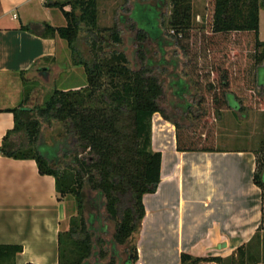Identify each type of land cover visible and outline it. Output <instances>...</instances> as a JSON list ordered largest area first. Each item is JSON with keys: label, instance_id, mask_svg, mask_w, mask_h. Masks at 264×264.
Masks as SVG:
<instances>
[{"label": "trees", "instance_id": "1", "mask_svg": "<svg viewBox=\"0 0 264 264\" xmlns=\"http://www.w3.org/2000/svg\"><path fill=\"white\" fill-rule=\"evenodd\" d=\"M172 11L169 26L182 42L188 40L191 28V0H169ZM58 7L66 26L52 28L46 26L48 33L57 34L63 39L77 65L84 69L87 85L79 89H55L40 107H27L23 104L6 110L12 113L14 127L2 139L0 154L16 160H34L40 175L52 176L58 200L65 195L75 198L78 216L71 218L67 231L58 236V264H88L93 255V234L87 227L83 216L85 207V186L96 192L104 200V209L109 220L115 222L112 236L113 245L123 246L126 255H132V264L136 259L131 239L136 233L144 216L142 197L152 193L160 179L161 154L150 149V121L155 113L165 115L159 100L163 89L158 79L147 66L138 70L128 67L123 53L112 51L110 58H102L98 53L92 60L81 61L77 42L79 32L84 28L88 33L99 36L97 28V0H66L53 3ZM70 7L66 11L65 7ZM264 8V0H211L210 33L204 35L198 46L197 79L199 92L202 93L193 108L194 122L180 118L172 121L175 127V143L179 152H212L215 150L214 122L217 114L223 110L241 112L264 110V94L256 95L253 88H233L234 82L245 80L233 77L230 61H227V46L238 48L241 38L251 41L253 62H264V43L259 40V12ZM148 12L150 20L148 32L143 29L137 33V39L145 35L159 39L161 29L158 26L159 13L155 8L135 5L131 17L136 21L135 11ZM155 18H152V16ZM153 16V17H154ZM150 30V31H149ZM237 37L229 45L230 37ZM111 38V39H108ZM108 38L102 37V43L112 46L121 43L120 33L111 31ZM179 41V40H178ZM92 49L102 50V44L96 39L91 42ZM182 49L189 51L188 44ZM215 71L212 77L203 71ZM218 67V68H216ZM222 69L219 77L218 69ZM207 70V71H208ZM259 84H264V67L258 69ZM199 75V76H198ZM108 79L107 88H103ZM25 86L28 85L22 75ZM175 94L180 99L188 91L183 82L177 84ZM101 91V92H100ZM190 105L183 112L190 114ZM57 123L70 138V145L77 148L72 163L56 167L57 146L39 143L42 124ZM24 138L16 142L14 137ZM53 148L55 154L44 157L41 148ZM67 147V146H66ZM68 149V150H67ZM69 148H63L64 154ZM258 155V154H257ZM50 160L48 161L47 160ZM264 152L256 157L254 183L262 191L261 222L259 232L264 233ZM262 171V172H260ZM87 203V202H86ZM99 239L96 240V243ZM248 246L239 247L228 259L231 264H259V258L248 251ZM20 246L0 245V264H15L20 254ZM103 251L98 257L102 259ZM201 260L221 264V258H193L181 254L180 264H197ZM264 264V261L262 262ZM107 264H114L111 257Z\"/></svg>", "mask_w": 264, "mask_h": 264}, {"label": "crops", "instance_id": "2", "mask_svg": "<svg viewBox=\"0 0 264 264\" xmlns=\"http://www.w3.org/2000/svg\"><path fill=\"white\" fill-rule=\"evenodd\" d=\"M55 2L63 3L0 0V147L14 127L13 115L6 110L27 106L22 75L38 83L36 71L57 69L55 77L70 71L63 65L70 57L66 42L45 29L66 26L61 10L52 5ZM64 9L68 11V6ZM223 113L217 124L223 119L228 124L221 126V134L251 144V119L263 118L264 110L249 111L242 122ZM150 149L161 154L160 179L155 190L142 197L144 216L131 239L136 252L133 264H180L181 254L224 262L239 247L252 243L262 207V191L254 183L258 153L252 145L179 152L173 123L155 113ZM61 205L54 178L40 175L34 160L0 154V245L22 248L15 264H58V236L69 227L61 229ZM117 256L115 264H124L127 255ZM105 259L95 262L107 264Z\"/></svg>", "mask_w": 264, "mask_h": 264}, {"label": "rangeland", "instance_id": "3", "mask_svg": "<svg viewBox=\"0 0 264 264\" xmlns=\"http://www.w3.org/2000/svg\"><path fill=\"white\" fill-rule=\"evenodd\" d=\"M66 0H62L65 2ZM135 5L147 6L150 10L155 8L159 13L158 26L161 29V35L159 39H151L147 35L143 40L137 39V33L142 32L145 29L148 32L150 14L145 10L139 12V9L135 11L136 21L131 17ZM210 6L211 0H191V37L182 42V39H178L174 33V29L169 26V20L171 17L172 7L169 0H97V28L99 29V36H94L88 33L84 28L78 35V50L80 57H76L81 61H89L93 59V56L98 53L102 58H110L112 51L123 53L128 60V67L132 70H138L141 66H147L152 74L158 79L161 88L163 89V95L159 100V104L165 115L171 121L180 122V118H186L187 122H194L193 108L196 101L199 99V83H198V46L200 40H203L206 33H210L209 21H210ZM70 10V7H68ZM154 16V15H153ZM152 18H155L154 17ZM147 17L148 21H144ZM116 30L120 33L121 43L115 46L105 45L102 43V37L108 38L111 31ZM150 31V30H149ZM93 39L99 44H102V50L92 49L91 42ZM111 39V38H108ZM234 39L237 37L229 38V45L233 44ZM259 39L264 43V8L259 12ZM179 40V41H178ZM188 44L189 51L186 52L182 49V44ZM264 49V48H263ZM70 52V51H69ZM253 49L251 41H247L245 38H241L239 47L232 49L227 46V61L232 64L233 77L244 78L245 80L240 82H234L233 88H253V92L256 95L264 94V84H259V71L258 69L264 67V62L256 65L253 62ZM63 65H69L70 71H65L57 75L58 70L54 69L49 72H34L35 78L39 80L36 82H29L24 89L25 102L27 107H40L52 95L55 89L57 90H69L79 89L87 85L84 69L81 65H77L73 59L72 54L66 63ZM218 68V67H216ZM206 67L203 68L206 73L207 79L212 77L215 71H207ZM220 77L222 69H218L217 72ZM32 75V76H33ZM199 76V75H198ZM103 88H107L108 79H103ZM179 82H183V87L188 88L187 93L178 98L175 94ZM101 92V91H100ZM189 104L190 114L183 112V107ZM226 111V112H225ZM257 111V110H255ZM228 116V119H232L230 114H234L240 122H242L244 115L249 111L242 110L236 112L232 110H223L217 114V118L214 122L215 130V148H240L252 147L258 153L257 157L261 158V153L264 152V117L260 118L259 115H254L251 120H254V128H250L252 135L251 144H249L244 138L233 137V139L225 138L220 130L221 126L228 124L226 119L218 122V118L222 113ZM227 114V115H226ZM258 114V113H257ZM223 115V116H224ZM239 115V116H238ZM237 121V120H236ZM235 121V122H236ZM232 122V120H231ZM259 122L261 126L259 125ZM230 124V123H229ZM234 124V123H233ZM217 126V128H216ZM234 126H237L234 124ZM260 126V127H259ZM231 128V126H230ZM216 129L219 132L216 135ZM242 127H238V132H242ZM235 136V135H233ZM217 138V139H216ZM237 138V139H236ZM228 139V140H225ZM16 142H24V138L14 137ZM70 138L66 137L65 131L57 123L46 124L43 123L41 127V133L39 136V143L46 146H57L55 165L59 169L67 164L72 163L73 156L78 149L73 148L70 145ZM69 148V152L66 150V154L62 151L63 148ZM41 155L44 157L52 156L54 152L53 148H41ZM75 150V152H74ZM48 160V158H47ZM50 161V160H48ZM264 172V169L262 170ZM260 171V172H262ZM262 172V173H263ZM264 178V175H262ZM85 192V207L83 208V216L87 222V226L93 234L94 251L91 256V263L96 264L97 252L103 251V258L106 263L109 262L111 251L117 255L121 254L122 257H126V249L123 246L113 245L112 236L115 229V222L108 219L104 209V200L96 192L90 191L88 186L84 188ZM62 203V210L64 212L61 229L64 230L69 226L71 218L78 216L77 206L75 198L71 195H65L60 198ZM87 202V203H86ZM99 242L96 243V240ZM115 250H118V254ZM248 251L259 258V264H263L264 261V233L259 232V236L249 246ZM114 257V262L116 261ZM123 258V259H124ZM203 259V258H200ZM197 264H211L201 260ZM221 264H231L229 259H226Z\"/></svg>", "mask_w": 264, "mask_h": 264}, {"label": "water", "instance_id": "4", "mask_svg": "<svg viewBox=\"0 0 264 264\" xmlns=\"http://www.w3.org/2000/svg\"><path fill=\"white\" fill-rule=\"evenodd\" d=\"M124 264H132V255H128Z\"/></svg>", "mask_w": 264, "mask_h": 264}, {"label": "flooded vegetation", "instance_id": "5", "mask_svg": "<svg viewBox=\"0 0 264 264\" xmlns=\"http://www.w3.org/2000/svg\"><path fill=\"white\" fill-rule=\"evenodd\" d=\"M85 221H86V220H85ZM87 227H88V226H87ZM117 246H118V245H117ZM115 251H116V253L118 254V252H117L118 250H115ZM98 252H99V251H98ZM98 252H97V259L99 258V257H98ZM111 257H113V258L115 257V258H116V254H115V253H112V251H111ZM111 257H110V258H111ZM97 259H96V260H97ZM116 259H117V258H116ZM114 264H115V262H114Z\"/></svg>", "mask_w": 264, "mask_h": 264}, {"label": "built area", "instance_id": "6", "mask_svg": "<svg viewBox=\"0 0 264 264\" xmlns=\"http://www.w3.org/2000/svg\"><path fill=\"white\" fill-rule=\"evenodd\" d=\"M40 1H44V0H40Z\"/></svg>", "mask_w": 264, "mask_h": 264}]
</instances>
